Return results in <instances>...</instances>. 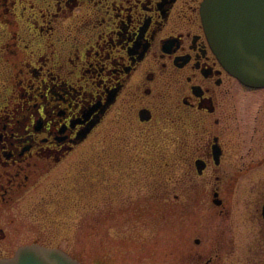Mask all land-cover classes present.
Listing matches in <instances>:
<instances>
[{
	"label": "flooded vegetation",
	"instance_id": "1",
	"mask_svg": "<svg viewBox=\"0 0 264 264\" xmlns=\"http://www.w3.org/2000/svg\"><path fill=\"white\" fill-rule=\"evenodd\" d=\"M203 2L0 0V258L49 246L14 205L99 128L125 117L144 145L105 152L107 197L149 200L124 201L119 215L130 230H156L147 217L159 215L153 200H165L161 219L175 228L163 257L139 243L142 257L264 264V86L222 63ZM158 167L175 173L163 191ZM140 168L147 175L130 184Z\"/></svg>",
	"mask_w": 264,
	"mask_h": 264
},
{
	"label": "rangeland",
	"instance_id": "2",
	"mask_svg": "<svg viewBox=\"0 0 264 264\" xmlns=\"http://www.w3.org/2000/svg\"><path fill=\"white\" fill-rule=\"evenodd\" d=\"M18 119L22 117L19 116ZM123 121L126 123L125 117H122L121 121L107 123L103 128H99L98 132L68 160L44 178L33 192L15 204L13 213L21 209L20 218L26 219L28 225L38 226L43 231L46 245L62 248L85 264H164L156 263L155 258H143V251L140 252L136 246L139 243L149 246L152 244L154 252H158L162 257L167 252L168 241L175 230L161 219L160 212L165 211L167 202L162 199L153 200L159 215L151 214V217H147V222H151L149 218L154 220L156 217V230L145 226L130 230L129 225L119 215L121 208L128 207L124 206V201L130 200L131 203L144 205L149 200L122 199L119 194L107 197L108 185H105L104 181L108 173L105 174L103 168L107 161L105 152L114 151L115 145H131V148L141 149L143 144L140 136H137L138 131L125 128ZM147 156L155 157L152 153ZM151 163L160 164L159 159H153ZM159 169L162 170L163 176L159 175L157 187L158 191H163L164 185L160 184L166 181L169 173H175L168 171L167 167H158ZM177 171L180 173V170ZM110 175L112 176L111 172ZM144 175L147 174L143 168L136 169V172L130 175L133 181L130 184L140 183L143 181L140 176ZM113 176L117 181V174L113 173ZM114 187L115 184H110L109 192H114ZM108 202L110 211L107 209ZM135 206L141 208V205L135 204L133 207ZM150 231H154L152 236ZM168 233L171 236L166 238ZM131 238L134 243L129 245L127 240ZM145 256L150 257L147 254Z\"/></svg>",
	"mask_w": 264,
	"mask_h": 264
},
{
	"label": "water",
	"instance_id": "3",
	"mask_svg": "<svg viewBox=\"0 0 264 264\" xmlns=\"http://www.w3.org/2000/svg\"><path fill=\"white\" fill-rule=\"evenodd\" d=\"M207 33L225 67L243 82L264 86V0H204ZM0 264H82L59 248L23 246Z\"/></svg>",
	"mask_w": 264,
	"mask_h": 264
}]
</instances>
